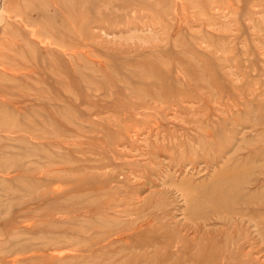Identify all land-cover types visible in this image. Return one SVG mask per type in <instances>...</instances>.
Instances as JSON below:
<instances>
[{"label":"rangeland","instance_id":"1","mask_svg":"<svg viewBox=\"0 0 264 264\" xmlns=\"http://www.w3.org/2000/svg\"><path fill=\"white\" fill-rule=\"evenodd\" d=\"M0 264H264V0H0Z\"/></svg>","mask_w":264,"mask_h":264},{"label":"bare ground","instance_id":"2","mask_svg":"<svg viewBox=\"0 0 264 264\" xmlns=\"http://www.w3.org/2000/svg\"><path fill=\"white\" fill-rule=\"evenodd\" d=\"M9 18V17H8ZM33 34V33H32ZM57 189V188H56ZM77 253V252H76Z\"/></svg>","mask_w":264,"mask_h":264}]
</instances>
